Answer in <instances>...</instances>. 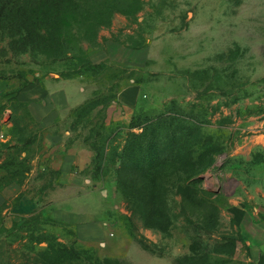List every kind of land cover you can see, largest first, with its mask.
I'll return each instance as SVG.
<instances>
[{
    "label": "rangeland",
    "instance_id": "rangeland-1",
    "mask_svg": "<svg viewBox=\"0 0 264 264\" xmlns=\"http://www.w3.org/2000/svg\"><path fill=\"white\" fill-rule=\"evenodd\" d=\"M92 5L32 33L0 14L18 140L42 135L24 89L80 76L94 91L66 122L87 176L62 190L50 171L28 183L42 204L0 226V264H253L235 211L264 222V0ZM57 188L95 212L56 217Z\"/></svg>",
    "mask_w": 264,
    "mask_h": 264
},
{
    "label": "crops",
    "instance_id": "crops-1",
    "mask_svg": "<svg viewBox=\"0 0 264 264\" xmlns=\"http://www.w3.org/2000/svg\"><path fill=\"white\" fill-rule=\"evenodd\" d=\"M2 86L0 84V226L14 223L17 219L26 221L27 212L36 210L42 204L38 198L32 200L35 193H27L28 183L41 180V173L50 171L54 180L60 182L61 190L65 182L75 186V181L87 176L84 170L88 167L90 154L79 142L69 140L74 130L66 122L74 110L94 96L92 88L80 76L48 79L39 88L32 86L24 89L18 99L28 107L42 134L38 141L27 144V141L16 137L12 121L14 112L7 104ZM19 160L26 167L23 172L15 167ZM91 180L86 178L87 182ZM42 188H38V197L48 195ZM59 191L55 189V199H51L56 217L64 220L65 214L79 217L80 213L95 212L89 207V196L71 192V196L63 197ZM235 213L249 246L251 261L253 264H264V222L259 220L260 216L242 208H237Z\"/></svg>",
    "mask_w": 264,
    "mask_h": 264
},
{
    "label": "trees",
    "instance_id": "trees-1",
    "mask_svg": "<svg viewBox=\"0 0 264 264\" xmlns=\"http://www.w3.org/2000/svg\"><path fill=\"white\" fill-rule=\"evenodd\" d=\"M92 3L93 0H0V14L9 19L19 16L21 22L27 23L29 33L37 30L40 21L51 25L50 29L58 30L67 19L75 21L76 16L89 13L93 9Z\"/></svg>",
    "mask_w": 264,
    "mask_h": 264
}]
</instances>
